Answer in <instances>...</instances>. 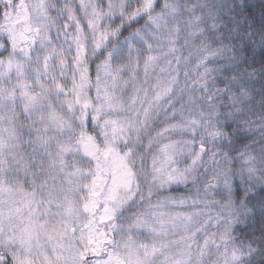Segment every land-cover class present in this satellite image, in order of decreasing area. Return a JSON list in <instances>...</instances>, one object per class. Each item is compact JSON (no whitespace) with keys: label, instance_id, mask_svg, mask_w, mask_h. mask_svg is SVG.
Segmentation results:
<instances>
[{"label":"snow or ice","instance_id":"1","mask_svg":"<svg viewBox=\"0 0 264 264\" xmlns=\"http://www.w3.org/2000/svg\"><path fill=\"white\" fill-rule=\"evenodd\" d=\"M0 264H264V0H0Z\"/></svg>","mask_w":264,"mask_h":264}]
</instances>
